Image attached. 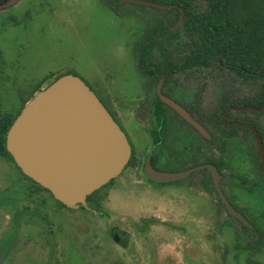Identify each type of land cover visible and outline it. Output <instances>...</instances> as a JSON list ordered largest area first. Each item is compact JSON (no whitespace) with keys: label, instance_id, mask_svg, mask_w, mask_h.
<instances>
[{"label":"flooded vegetation","instance_id":"1","mask_svg":"<svg viewBox=\"0 0 264 264\" xmlns=\"http://www.w3.org/2000/svg\"><path fill=\"white\" fill-rule=\"evenodd\" d=\"M72 1L75 0H60V3H51L50 0H0V129L4 128L11 118L14 122L34 95L31 93L28 99L25 98V85L21 81V75L36 69H50L49 74H55V78H51L53 81L72 71L64 69L55 73L49 64L43 66L42 62L37 60L27 62L31 47L29 38L34 30H37V35H41L47 29H65L73 25L72 16L69 15L73 7ZM99 1L103 4L107 2ZM114 3L113 8L117 9L115 6L119 4ZM108 4L110 5V2ZM138 5L164 10L167 12V18L159 19L156 24L151 25L134 43L132 54L135 69H103L90 81L81 77L113 115L131 145L132 156L125 169L140 168L150 185L156 188L179 187L188 184L192 176H197L195 192L198 214L213 215L215 204L212 197L218 196L227 215L237 221L241 228V231L236 233L240 242L236 252L242 254L245 264H264L262 154L254 133L248 127L241 124L227 125L223 122L224 114L228 110V121L251 124L261 135L260 124L257 122V127L252 123L254 120L246 119L245 113L258 115L264 111L237 109L252 106L245 105V97L255 95L256 89L245 88V85H249L248 82L245 83V69L241 72L224 64L217 65L215 60L209 61L207 65H192L186 62V56L190 52L184 50L186 34L181 27L184 20L178 27L175 26L180 16L173 24L168 23L171 21L168 18L171 13L167 10L174 8L181 11L180 5L175 4L179 7L168 9ZM172 16L175 18V15ZM160 20H164V34H161L160 28L158 32H154L155 25ZM167 30L173 33L170 34ZM74 74L78 75L76 72ZM42 87L43 85L40 88ZM127 87L140 89L141 93L128 101H123L112 93ZM249 88L252 92L248 91ZM227 96L231 99L228 100L229 104L224 109L220 122L218 104ZM131 123L135 125L132 126ZM237 130L250 133L256 148L245 147L243 140L239 145H233V132L237 133ZM143 132L146 133L149 143L144 158L140 154L143 152L135 144V138ZM261 138L263 140L262 135ZM3 151H8L11 155L0 151V211L12 214L13 225L1 235L0 264H17L18 261L11 255L16 251L15 247H18L19 251L23 250L32 239L30 237L36 236L37 233L32 232L34 228L47 226L50 235H63L53 227L54 216L57 210L72 213L75 209L57 200L48 188L24 172L8 150L6 140ZM148 159L158 171L182 172L196 169L181 179L155 181L145 175ZM209 166L216 167L219 171L220 186L225 196L245 220L228 211ZM89 196L87 205H82L79 209L106 216L101 207L100 195L91 199ZM28 229L30 230L27 234ZM110 234L118 244L128 246L127 232L113 227ZM68 236L70 237L71 233H68ZM7 239L10 240L9 243H3ZM239 255H235L236 261H240Z\"/></svg>","mask_w":264,"mask_h":264},{"label":"rangeland","instance_id":"2","mask_svg":"<svg viewBox=\"0 0 264 264\" xmlns=\"http://www.w3.org/2000/svg\"><path fill=\"white\" fill-rule=\"evenodd\" d=\"M111 1L119 4L115 6L117 9ZM50 2L60 3V0ZM72 2L69 15L73 25L65 29H47L41 35L34 30L29 38L31 47L27 62L37 60L43 66L49 64L55 73L72 70L87 81L103 69L134 70V43L151 25L167 18L164 10L138 4L114 0L104 4L99 0ZM49 70L36 69L21 75L26 99L39 85L44 87L52 82L55 74H49ZM246 87L253 89L251 84ZM250 88L248 91L252 92ZM246 92L247 89L245 95ZM112 93L128 101L141 90L127 87ZM245 118L258 122L264 129V113L248 112ZM233 133V145L243 140L245 147L256 148L247 131ZM135 144L144 158L149 147L145 132L135 138ZM196 180L197 176H192L188 184L156 188L150 185L140 168H126L99 189L106 216L83 208L72 213L57 210L53 227L66 238L50 235L47 226L34 228L32 232L37 233L36 236L30 237L32 239L23 250H17L18 247L13 253L10 250L11 257L14 256L17 264H34L37 260L36 264H245L242 254L236 252L240 243L236 233L241 231L240 225L227 215L218 196L212 197L213 215L198 214ZM12 225V214L0 211V238ZM113 227L127 232L128 246L123 247L114 240L110 234ZM237 253L240 261L235 260Z\"/></svg>","mask_w":264,"mask_h":264},{"label":"water","instance_id":"3","mask_svg":"<svg viewBox=\"0 0 264 264\" xmlns=\"http://www.w3.org/2000/svg\"><path fill=\"white\" fill-rule=\"evenodd\" d=\"M120 1L160 9L179 7L150 0ZM179 8L181 15L175 27L185 17L184 9ZM237 109L262 112L264 105ZM227 113L228 110L223 117L225 124L245 125L254 133L264 169V143L257 128L228 121ZM6 142L22 170L73 209L87 205L89 195L122 174L132 156L123 129L90 86L72 72L59 76L30 98L9 128ZM209 167L228 211L245 220L225 196L219 171ZM194 169L158 171L148 159L145 175L155 181H168L187 177Z\"/></svg>","mask_w":264,"mask_h":264},{"label":"trees","instance_id":"4","mask_svg":"<svg viewBox=\"0 0 264 264\" xmlns=\"http://www.w3.org/2000/svg\"><path fill=\"white\" fill-rule=\"evenodd\" d=\"M150 1L178 4L183 7L185 11L183 28L186 34L184 50L190 52L186 56L187 63L207 65L209 61L215 60L217 65L224 64L241 72L245 69V83L248 82L256 89L255 95L245 97V105L255 107L264 105V0ZM167 11L171 13L168 16L171 21L168 23L173 24L181 11L174 8ZM172 15H175V18ZM163 22L164 20H160L155 25V33L159 28L161 34L166 32ZM167 32L173 33L171 30ZM41 85L36 90H39ZM230 99L227 96L219 102V121ZM12 123L11 118L7 125L0 129L1 152H4L6 134ZM252 123L258 127L256 121ZM259 129L264 140V130L261 127ZM4 153L11 155L8 151ZM98 192L99 190L89 196L90 199L98 197Z\"/></svg>","mask_w":264,"mask_h":264}]
</instances>
